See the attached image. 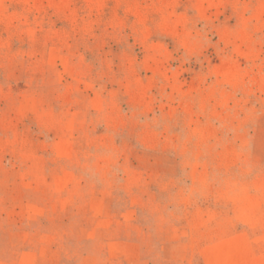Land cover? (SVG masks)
I'll use <instances>...</instances> for the list:
<instances>
[{"label": "rangeland", "instance_id": "obj_1", "mask_svg": "<svg viewBox=\"0 0 264 264\" xmlns=\"http://www.w3.org/2000/svg\"><path fill=\"white\" fill-rule=\"evenodd\" d=\"M0 264H264V0H0Z\"/></svg>", "mask_w": 264, "mask_h": 264}]
</instances>
